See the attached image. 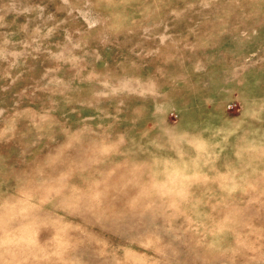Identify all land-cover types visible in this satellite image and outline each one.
Returning <instances> with one entry per match:
<instances>
[{
	"label": "rangeland",
	"instance_id": "obj_1",
	"mask_svg": "<svg viewBox=\"0 0 264 264\" xmlns=\"http://www.w3.org/2000/svg\"><path fill=\"white\" fill-rule=\"evenodd\" d=\"M0 264H264V0H0Z\"/></svg>",
	"mask_w": 264,
	"mask_h": 264
}]
</instances>
